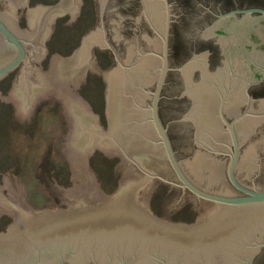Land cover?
I'll return each instance as SVG.
<instances>
[{
    "label": "water",
    "instance_id": "obj_1",
    "mask_svg": "<svg viewBox=\"0 0 264 264\" xmlns=\"http://www.w3.org/2000/svg\"><path fill=\"white\" fill-rule=\"evenodd\" d=\"M95 1L99 29L66 60L54 54L43 83L36 61L49 29L81 13L80 0H0V79L28 61L22 94L6 101L33 118L41 99H60L74 188H57L75 204L38 210L9 173L19 202L0 185V206L14 213L0 231V264H264V0ZM93 45L112 51L103 72L111 131L79 92L78 79L98 70ZM95 147L122 156L110 195L87 162ZM155 178L182 188L175 203L196 195L204 214L194 225L151 213Z\"/></svg>",
    "mask_w": 264,
    "mask_h": 264
},
{
    "label": "rangeland",
    "instance_id": "obj_2",
    "mask_svg": "<svg viewBox=\"0 0 264 264\" xmlns=\"http://www.w3.org/2000/svg\"><path fill=\"white\" fill-rule=\"evenodd\" d=\"M46 47L49 53L36 61V80L43 83L51 77L54 54H64L66 60L76 53L79 30L61 27L53 39L46 41ZM98 53V70L78 79L79 92L90 99L92 113L99 114L109 129L103 72L111 68L114 61L112 51ZM23 66H28V61L11 71L7 79H0L3 93L0 95V185L5 186L4 179L11 173L15 191H19L18 184L25 186L28 205L38 210H67L75 204H66L69 195L57 188V184L74 188L70 163V156L74 155L71 147L66 148L69 120L60 99H41V110H35L33 118L17 116V102L6 101V98L22 94L20 71ZM87 162L105 193H110L121 180L122 156L113 157L95 147L93 158H87ZM164 184L155 178L152 185ZM5 191L8 200L16 201L9 188ZM169 196L167 203L157 204L161 209L171 207L175 194ZM7 210L12 212L7 205L0 207L1 212ZM11 220V216H2L0 231L5 230Z\"/></svg>",
    "mask_w": 264,
    "mask_h": 264
},
{
    "label": "flooded vegetation",
    "instance_id": "obj_3",
    "mask_svg": "<svg viewBox=\"0 0 264 264\" xmlns=\"http://www.w3.org/2000/svg\"><path fill=\"white\" fill-rule=\"evenodd\" d=\"M89 1L91 4H89ZM39 4L59 6V0H28L27 8H31ZM80 7H81V13L58 16L49 29L47 40L53 39L57 31L61 27L70 26V27H74L76 30H79V46H80L88 31L99 29L96 1L80 0ZM89 7H91V9ZM47 51L49 53L50 50L47 49ZM93 51L96 52V57H97L98 55H100L98 51H101L103 53L105 51L111 52V47L93 45ZM43 58L44 56L40 59ZM106 85H107V77H106ZM107 98H108V88H107ZM6 183L7 182H5V184ZM118 184L114 189L109 190L110 193L108 192L106 194L110 195L114 193L118 188ZM169 194H175L174 198H172L173 200L170 205L171 207H168L166 209H161L160 205H164L165 203H167L169 199H171ZM181 194H182L181 187H175L169 184L158 185V186L152 185L149 192L148 209L151 211L153 215L162 218L164 220H167L169 222L175 224L194 225L204 214V210L201 206H198L197 197L190 190H185L179 202L175 203V201L179 198ZM4 215L11 216L13 220L12 212L10 213L9 211H2L1 217Z\"/></svg>",
    "mask_w": 264,
    "mask_h": 264
},
{
    "label": "bare ground",
    "instance_id": "obj_4",
    "mask_svg": "<svg viewBox=\"0 0 264 264\" xmlns=\"http://www.w3.org/2000/svg\"><path fill=\"white\" fill-rule=\"evenodd\" d=\"M108 101V100H107ZM107 107H108V115H109V121H110V114H109V101H108V105H107ZM109 131H111V128H110V124H109ZM4 182H7L6 184H5V188L7 189V188H9V186H8V181H4ZM10 193V192H9ZM11 194V193H10ZM12 195V194H11ZM13 196V195H12ZM14 197V196H13ZM15 198V197H14ZM16 200H18V199H16ZM8 207H10L8 204H6ZM6 205H3V206H6ZM3 206H0V207H3ZM11 209V208H10ZM8 211V210H7ZM12 211V210H11ZM13 212V211H12ZM11 213V212H10ZM14 214V213H13Z\"/></svg>",
    "mask_w": 264,
    "mask_h": 264
}]
</instances>
